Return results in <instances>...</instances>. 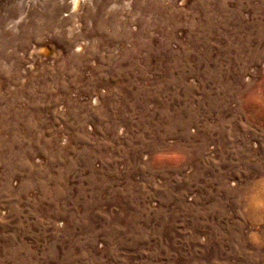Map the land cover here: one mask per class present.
<instances>
[{"label": "rangeland", "instance_id": "obj_1", "mask_svg": "<svg viewBox=\"0 0 264 264\" xmlns=\"http://www.w3.org/2000/svg\"><path fill=\"white\" fill-rule=\"evenodd\" d=\"M66 4L1 2L0 264H264V0Z\"/></svg>", "mask_w": 264, "mask_h": 264}, {"label": "bare ground", "instance_id": "obj_2", "mask_svg": "<svg viewBox=\"0 0 264 264\" xmlns=\"http://www.w3.org/2000/svg\"><path fill=\"white\" fill-rule=\"evenodd\" d=\"M38 1L41 2L43 0H15V3L21 7L23 6L25 7L26 5H28L29 2L33 4H37ZM1 2L2 0H0V7H1ZM78 6H79V0H67V4L65 5L64 10L72 13V12H75L77 8H79ZM5 15L6 14L2 15L1 17V14H0V26L3 24L6 18Z\"/></svg>", "mask_w": 264, "mask_h": 264}]
</instances>
